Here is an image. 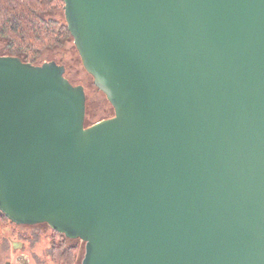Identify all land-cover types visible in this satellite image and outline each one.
Listing matches in <instances>:
<instances>
[{
	"label": "water",
	"instance_id": "95a60500",
	"mask_svg": "<svg viewBox=\"0 0 264 264\" xmlns=\"http://www.w3.org/2000/svg\"><path fill=\"white\" fill-rule=\"evenodd\" d=\"M114 116L0 55V213L82 264H264V0H63Z\"/></svg>",
	"mask_w": 264,
	"mask_h": 264
},
{
	"label": "trees",
	"instance_id": "16d2710c",
	"mask_svg": "<svg viewBox=\"0 0 264 264\" xmlns=\"http://www.w3.org/2000/svg\"><path fill=\"white\" fill-rule=\"evenodd\" d=\"M64 10L63 0H0V40L5 41V55L21 58L37 65L47 50L62 47L72 38L67 24L45 16L55 10ZM13 224L0 213V248L5 244L2 230ZM15 225V224H13ZM36 226H17L19 240L35 243L41 236ZM51 230V243L47 250L53 264H78V244L70 245L64 235Z\"/></svg>",
	"mask_w": 264,
	"mask_h": 264
},
{
	"label": "rangeland",
	"instance_id": "374dc122",
	"mask_svg": "<svg viewBox=\"0 0 264 264\" xmlns=\"http://www.w3.org/2000/svg\"><path fill=\"white\" fill-rule=\"evenodd\" d=\"M45 17L66 24L63 9L55 10ZM4 46L5 41L0 40V55H5ZM51 61L63 65L66 68V77L73 85H81L84 87L87 97L86 126L94 125L114 116V109L106 96L98 90L94 85V79L84 69L73 38L66 41L62 47L45 51L37 61V65ZM38 227L42 232L38 241L35 243H23V247L22 245H17L16 250L12 248V244H22L17 235L20 229L19 227H13V231L5 227L3 230L5 244L0 248V264H25L26 261L28 262L27 264H53L47 254L51 243V230L45 224L39 225ZM69 244H78L80 250L77 263L82 264L85 255V243L81 240H69Z\"/></svg>",
	"mask_w": 264,
	"mask_h": 264
},
{
	"label": "flooded vegetation",
	"instance_id": "af4514ba",
	"mask_svg": "<svg viewBox=\"0 0 264 264\" xmlns=\"http://www.w3.org/2000/svg\"><path fill=\"white\" fill-rule=\"evenodd\" d=\"M65 75H66V74H65ZM71 83H72V82H71ZM72 84H73V83H72ZM7 227L13 230V227H15V225L10 224V225H8ZM23 227H25V226H23ZM3 230H4V229H3ZM3 230H2V234H3ZM12 230H11V231H12ZM13 231H14V230H13ZM13 231H12V232H13ZM19 241H21V240H19ZM20 243H22V244H12V248H13L14 250H16L17 245H20V246L22 245V247H23V243H25V242L21 241ZM24 245H25V244H24ZM29 245H30V244H29ZM34 245H35V244H34ZM21 260H22V259H21ZM27 263H28V262L26 261L25 264H27Z\"/></svg>",
	"mask_w": 264,
	"mask_h": 264
}]
</instances>
